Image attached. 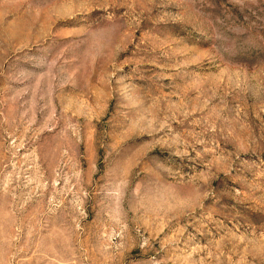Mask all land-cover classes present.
Returning a JSON list of instances; mask_svg holds the SVG:
<instances>
[{
    "label": "rangeland",
    "instance_id": "rangeland-1",
    "mask_svg": "<svg viewBox=\"0 0 264 264\" xmlns=\"http://www.w3.org/2000/svg\"><path fill=\"white\" fill-rule=\"evenodd\" d=\"M0 264H264V0H0Z\"/></svg>",
    "mask_w": 264,
    "mask_h": 264
}]
</instances>
